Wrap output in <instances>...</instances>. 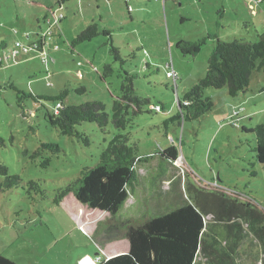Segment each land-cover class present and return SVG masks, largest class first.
Here are the masks:
<instances>
[{
    "label": "rangeland",
    "instance_id": "obj_1",
    "mask_svg": "<svg viewBox=\"0 0 264 264\" xmlns=\"http://www.w3.org/2000/svg\"><path fill=\"white\" fill-rule=\"evenodd\" d=\"M40 1L57 2L0 0V165L21 178L19 186L4 191L1 184L6 177L0 176V256L17 264H77L85 254L95 259L99 248L104 251L100 231L104 234L112 224H140L191 203L204 212L212 211L206 217L207 232L218 236L221 248L226 246L227 231L235 237L241 225L246 235L236 254L237 264H261L264 250L254 234L258 222L251 220L253 216L240 215L233 225L224 217L216 224L214 212L217 200L239 199L251 204L245 205L249 212L264 215V167L255 159L256 136L249 132L264 125V75L254 73L249 91L237 97H231L227 87L208 88L204 96L214 102L211 112L193 121L170 120L180 111L185 93L206 77L219 41H258L264 33V3L85 0L74 9L63 4L65 19L57 27L59 38L49 44L47 62H43L39 56L12 52L15 42L27 41V34L37 38L43 24L36 19L48 13ZM93 24L100 36L77 43V37ZM107 30L111 35H105ZM180 43L194 45L196 55H184L178 49ZM111 45L120 49L119 58ZM169 65L175 78L167 75ZM129 76L135 94L150 103L144 113L132 117L126 131H117L111 122L104 132L93 123L79 125L78 132L90 139V146L63 136L49 124L47 116L57 101L30 97L56 98L67 91L66 105L100 101L112 116ZM157 106L161 111H155ZM239 111V123L234 126ZM118 133L130 134L131 144L146 161L137 167L138 185L120 214L112 218L80 209L72 198L56 206L58 190L80 177L85 168L95 167ZM43 145H57L61 151L55 154ZM170 147L178 151L175 162L159 156ZM47 160L50 164L43 166ZM30 182L43 195L30 190ZM76 214L84 222L76 223ZM101 257L105 259L104 254ZM212 260L201 253L196 264H216Z\"/></svg>",
    "mask_w": 264,
    "mask_h": 264
},
{
    "label": "trees",
    "instance_id": "obj_2",
    "mask_svg": "<svg viewBox=\"0 0 264 264\" xmlns=\"http://www.w3.org/2000/svg\"><path fill=\"white\" fill-rule=\"evenodd\" d=\"M260 3H264V0ZM105 35L111 33L106 31ZM99 36L98 26L93 24L87 27L76 41L77 43L91 41ZM178 49L184 55H196L194 45L180 43ZM111 51L118 57L119 48L111 45ZM254 73L264 75V33L258 35V41L254 43L242 39H235L232 42L219 41L209 59L206 77L185 93L183 100L179 102L180 111L170 121H193L211 112L214 102L204 96L208 88L227 87L231 97L248 92ZM80 90L82 93L86 92L85 88ZM67 96V91L56 98L30 95L32 99L38 101H57L62 108L58 111L54 108L52 113L48 114L49 124L63 136L80 139L86 146H90V139L78 132L79 125L93 123L104 132L111 122L117 131H126L132 123V117L144 113V107L150 103L148 99H142L135 94L133 78L130 76L123 82L122 94L114 102L112 116L100 101L66 105ZM157 107L155 111H161L162 108ZM249 132L256 136L255 159L264 167V125H258ZM43 148L55 154L61 151L57 145H43ZM39 155L40 153L35 154L34 158ZM159 156L175 162L178 159V151L175 147H170L160 152ZM143 162L146 161L131 144L130 134L118 133L101 153L100 161L95 167L85 168L80 177L58 190L54 204L61 206L65 200L74 197L88 210L115 218L133 195L138 185L137 167ZM49 164L50 160H47L43 166ZM0 176L6 177V181L1 184L4 191L11 190L21 183V178L11 176L9 169L4 165H0ZM29 187L30 190L36 189V193L43 195L35 182H30ZM245 205L251 206L248 202L243 204L239 199L230 202L217 200L215 223L223 222L222 219L226 217L228 223L233 225L238 222V216L250 213L253 216L251 220L258 222L254 234L258 235L256 239L264 250V215L249 212ZM211 213L212 211L204 212L194 204L184 203L167 213L150 217L140 224L126 222L112 224L113 226L103 234L104 243L125 239L130 244V250L128 253L103 260L100 264H196L201 253L212 259L214 257L216 264H237L236 254L246 232L242 231L241 225L240 232L235 237L228 230L226 246L221 248L222 243L218 236H214L213 231L207 232L206 217L212 215ZM122 226L124 228L120 229ZM260 261L264 264V252ZM0 264L17 263L1 255Z\"/></svg>",
    "mask_w": 264,
    "mask_h": 264
},
{
    "label": "built area",
    "instance_id": "obj_3",
    "mask_svg": "<svg viewBox=\"0 0 264 264\" xmlns=\"http://www.w3.org/2000/svg\"><path fill=\"white\" fill-rule=\"evenodd\" d=\"M165 4L170 1V0H162ZM59 8L51 11L50 15L46 18V29L43 32H39L36 34L37 38L36 39H31V37L27 34L26 35V40H21L15 42V47L13 49V54L15 55H34V56H39L41 57L43 62H47V57L46 55L48 54L47 52V47L49 44L54 43L55 39V29L60 26V23L65 19L64 14L62 13L63 9V4L61 1H59ZM54 49H59L58 45H55ZM9 58V57H8ZM168 72L167 75L169 78H175V73L174 69L171 65L167 66ZM61 107L60 104H57L55 109L58 111ZM159 109V107H157ZM240 112L235 113V118L232 121L234 126H238L239 123V116ZM86 259H89L87 261ZM101 258H91V257H85L81 260V264H100Z\"/></svg>",
    "mask_w": 264,
    "mask_h": 264
},
{
    "label": "crops",
    "instance_id": "obj_4",
    "mask_svg": "<svg viewBox=\"0 0 264 264\" xmlns=\"http://www.w3.org/2000/svg\"><path fill=\"white\" fill-rule=\"evenodd\" d=\"M84 1L85 0H61V2H62V4H64V5H66L67 3H69V4H72V5H74V7H73V9L74 8H76L77 7V5L76 4H80V3H84ZM41 2V5H42V9L44 10L45 9V7L48 9V13H47V15H44L43 16V18L42 17H40V18H37L36 19V21H37V23L40 25L41 23L43 24V27H39L41 30H40V33L41 32H43L45 29H46V18L50 15V12L51 11H54V10H56L57 8H58V5H59V0H57V2H56V4H54V5H51V4H49V3H46L45 1H40ZM259 2H260V0H259ZM40 4V3H39ZM63 5V7H65ZM72 5H70V7H72ZM40 6V5H39ZM54 6H56V9H54ZM67 8V7H66ZM63 10V9H62ZM130 11H131V8H130ZM40 10H39V14H40ZM95 17V15L92 17V20H93V22L95 23V21H94V18ZM43 20V21H42ZM102 22H104L103 21V19H102ZM58 29V30H57ZM57 29H55V38H59V34H58V31H59V28H57ZM108 31V30H107ZM70 198H72L73 199V202L75 201L77 204H79L76 200H75V198L74 197H70ZM65 202V201H64ZM70 202H72L71 200H70ZM64 204V203H63ZM62 204V205H63ZM80 205V204H79ZM83 208H85V207H83V206H81L80 207V209H83ZM85 209H87V208H85ZM74 220L76 221V223H82V222H84L83 221V219H81V217L79 216V214H76L75 215V217H74ZM80 223V224H81ZM88 227H89V225H88ZM92 229V228H91ZM86 231H88V230H85V232ZM96 231V230H95ZM88 233H90V231H88ZM94 233V232H93ZM100 237L102 238L103 237V232H101L100 231ZM91 234V233H90ZM125 241H127V240H125V239H123V240H118V241H112V242H107L106 243V245L103 247V246H101L102 247V249L104 250L103 252H101V248H99L100 249V253L99 254H97V257L96 258H98V257H100L101 258V261H103L102 260V257H101V254H104L105 255V259H104V261L105 260H108V259H110V258H112V257H115V256H118V255H121V254H124V253H128L129 252V250H130V244H129V242L128 243H126ZM120 243H123V248H120V250H119V246H121V244ZM98 245V244H97ZM119 245V246H118ZM98 247H100V246H98ZM123 249V250H122ZM84 256H87V257H89L87 254H85ZM83 259V257L82 258H80L79 260H78V262H77V264H81V260Z\"/></svg>",
    "mask_w": 264,
    "mask_h": 264
},
{
    "label": "bare ground",
    "instance_id": "obj_5",
    "mask_svg": "<svg viewBox=\"0 0 264 264\" xmlns=\"http://www.w3.org/2000/svg\"><path fill=\"white\" fill-rule=\"evenodd\" d=\"M87 261H89V259H86Z\"/></svg>",
    "mask_w": 264,
    "mask_h": 264
}]
</instances>
